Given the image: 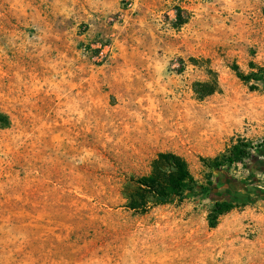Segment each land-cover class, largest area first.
I'll return each instance as SVG.
<instances>
[{
    "label": "rangeland",
    "instance_id": "rangeland-1",
    "mask_svg": "<svg viewBox=\"0 0 264 264\" xmlns=\"http://www.w3.org/2000/svg\"><path fill=\"white\" fill-rule=\"evenodd\" d=\"M0 110V264H264V200L126 207L160 153L205 183L264 142V0H0Z\"/></svg>",
    "mask_w": 264,
    "mask_h": 264
},
{
    "label": "trees",
    "instance_id": "trees-1",
    "mask_svg": "<svg viewBox=\"0 0 264 264\" xmlns=\"http://www.w3.org/2000/svg\"><path fill=\"white\" fill-rule=\"evenodd\" d=\"M178 17L179 14H178ZM246 81L256 77L240 76ZM214 89L206 92L197 91L200 97L214 93ZM0 124H10L9 117L0 110ZM264 146L254 145L246 140H238L227 152L213 160L202 158V162L210 169L205 183L198 182L190 172L187 162L174 153H160L152 161L149 174L134 181V189L130 190L126 207L133 211L146 212L151 206L184 202L190 197L210 200L213 210L210 215V226L215 227L220 216L229 213L238 206H245L255 200H264V188L250 186L230 174V169L237 165L248 168L247 162H254L256 151Z\"/></svg>",
    "mask_w": 264,
    "mask_h": 264
}]
</instances>
